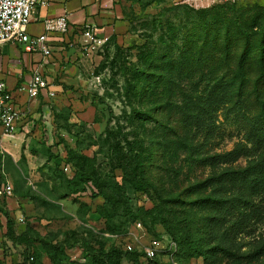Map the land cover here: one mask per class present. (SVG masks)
<instances>
[{
  "label": "rangeland",
  "instance_id": "rangeland-1",
  "mask_svg": "<svg viewBox=\"0 0 264 264\" xmlns=\"http://www.w3.org/2000/svg\"><path fill=\"white\" fill-rule=\"evenodd\" d=\"M120 1L127 21L120 35L89 50L65 38L45 60L49 89L24 98L17 138L0 145V182L14 187L0 201V264H95L102 245L123 247L138 233L127 228V196L134 209L153 207L142 241L156 238L161 250L153 259L123 253L106 264H264V212L246 218L234 199L218 207L191 203L208 193L232 197L246 184L225 178L190 189L224 167L264 162L256 63L238 93L230 78L241 38L225 55L221 39L204 47L197 37L207 23L221 34L229 25L259 30L264 0ZM260 88L264 98V81ZM134 171L155 189L133 192ZM252 199L264 209V192Z\"/></svg>",
  "mask_w": 264,
  "mask_h": 264
},
{
  "label": "trees",
  "instance_id": "trees-1",
  "mask_svg": "<svg viewBox=\"0 0 264 264\" xmlns=\"http://www.w3.org/2000/svg\"><path fill=\"white\" fill-rule=\"evenodd\" d=\"M224 12V7L222 6L219 11ZM207 14L210 12V9L204 10ZM217 12V11H216ZM225 13V12H224ZM217 24V22H215ZM216 29L217 26L215 25ZM210 25H207L202 28V30L198 31L197 37L201 39V41L204 44V47L214 46L217 42L221 41V48L222 51L225 53V55H229L232 50V42L235 39L241 38V51L238 56L237 60V68L236 72L234 73L233 77L231 79V85L237 84V92L239 93L240 90L245 86L246 83V72L248 65L251 60H253L256 63L259 75L258 78L254 84L253 91L255 99L258 101V103L261 106V112L262 115H264V98L261 94V83L264 81V27L260 28L259 30L253 32L251 29H247L244 26L237 25V26H227L224 30V33H222V30H215L210 31ZM115 37V35L111 36L110 40ZM197 38V39H198ZM221 39V40H220ZM136 72H139L141 75L145 74L146 71L143 70H137ZM217 81V80H216ZM214 82V89L217 88L219 85L218 82ZM221 81V80H220ZM212 90V91H213ZM214 95V92L213 94ZM186 148H189L188 145L184 144ZM190 149V148H189ZM133 174L137 175L136 178H130L129 184L131 186V190L133 192H148L149 188H154V185L152 183H148L145 179L144 175L136 173V171L133 172ZM225 178H228L230 181L235 183H245L246 187L244 191H238L236 194H234L232 197H224L222 195H213L211 193L206 194L203 197H198L194 199L191 203L195 205H201L207 207V205H211L213 207H218L219 205H223L229 201H233V205L243 213L240 207H243L246 211V218H250L255 213H262L264 212V209L259 207L258 205L254 204V201L252 199L253 196L260 195L262 192H264V162L263 161H254L249 166L243 169H235V168H229L224 167L222 170L215 175H210L206 179L197 182L196 184L192 185L190 189H193L194 191H197V188L199 187H205L210 183L213 182H222ZM125 195V194H124ZM94 196H98V194H94ZM104 196V204L107 205H114V203L110 200V197L103 192ZM128 200V203L131 201V198L128 196L126 197ZM179 196H176L175 201H178ZM5 202V200L1 201ZM127 203V212L126 214L129 216V224L127 228L137 222H141L143 227L146 229L147 226V218L149 217V214L152 212L153 207H146L144 205H140L138 208L134 209L132 206L128 205ZM116 207V205H115ZM114 207V208H115ZM212 212L209 211V214ZM213 222V216L210 218V222ZM207 223L209 222V217H206ZM220 220V218H218ZM249 220V219H248ZM218 223V222H217ZM8 227L9 232L14 234V220L12 218L8 219ZM207 224H205L206 226ZM214 226V225H213ZM128 230V229H127ZM85 245H87L89 248V242L85 241ZM264 249V243L261 245ZM201 247V246H199ZM257 250V249H256ZM255 250V251H256ZM94 251V250H93ZM93 262L95 264H106L107 261L112 263V259L115 258L118 254H127L131 256L134 260L139 261L143 258H145L143 251L139 249H134L132 251H129L125 248L124 244L123 247L112 245L109 248L105 249V247L102 245L100 248H98L96 251L93 252ZM33 258V257H32ZM58 264H67L64 262H58Z\"/></svg>",
  "mask_w": 264,
  "mask_h": 264
},
{
  "label": "built area",
  "instance_id": "built-area-1",
  "mask_svg": "<svg viewBox=\"0 0 264 264\" xmlns=\"http://www.w3.org/2000/svg\"><path fill=\"white\" fill-rule=\"evenodd\" d=\"M198 1V0H189ZM222 1V0H206ZM50 0H0V45L8 42L20 43L27 54L39 53L43 60L53 54V41L64 42L70 29V22L66 15L46 18L43 21L44 30L41 33L31 34L28 30L34 14L40 7H46ZM111 36L102 35L98 27L87 24L81 29L83 49L89 50L92 46H101L109 41ZM49 89V82L40 65L32 68V75L27 84L17 89L10 88L0 75V145L6 140H14L20 131L25 108L22 107L19 96L25 94L27 100H34ZM67 170V168H65ZM14 194V187L10 181L0 182V201L10 199ZM24 221V216L18 218ZM137 228L134 240L124 239V246L132 251H143L144 257L153 259L161 250V241L151 239L143 242L146 229L141 222L132 225ZM130 239V238H129Z\"/></svg>",
  "mask_w": 264,
  "mask_h": 264
},
{
  "label": "crops",
  "instance_id": "crops-1",
  "mask_svg": "<svg viewBox=\"0 0 264 264\" xmlns=\"http://www.w3.org/2000/svg\"><path fill=\"white\" fill-rule=\"evenodd\" d=\"M120 2V0H50L48 6L37 9L28 30L31 34L41 33L44 30L43 21L46 18L66 15L70 22V29L65 38L69 36L73 39H81V29L87 24L98 27L102 35L119 36L127 24ZM190 2L204 6L209 4L206 0ZM62 43L53 41V48H61ZM37 65H40L44 71L45 60L41 54L25 53L18 42L0 45V75L6 83L8 80L11 82V85L7 83L10 88L15 90L27 84L31 78L32 68ZM24 98H26L25 94L19 96L22 107L26 109L27 98L26 100Z\"/></svg>",
  "mask_w": 264,
  "mask_h": 264
}]
</instances>
